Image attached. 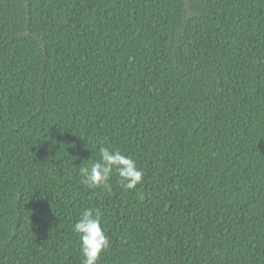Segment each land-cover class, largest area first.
Segmentation results:
<instances>
[{
    "label": "trees",
    "instance_id": "trees-1",
    "mask_svg": "<svg viewBox=\"0 0 264 264\" xmlns=\"http://www.w3.org/2000/svg\"><path fill=\"white\" fill-rule=\"evenodd\" d=\"M86 208L99 264H264V0H0V264H81Z\"/></svg>",
    "mask_w": 264,
    "mask_h": 264
},
{
    "label": "clouds",
    "instance_id": "clouds-1",
    "mask_svg": "<svg viewBox=\"0 0 264 264\" xmlns=\"http://www.w3.org/2000/svg\"><path fill=\"white\" fill-rule=\"evenodd\" d=\"M113 174L118 176V182L125 190L135 189L144 176L131 156L110 147H100L99 159L90 160L79 167L81 183L89 188L102 187L111 191L110 180ZM72 229L79 239V251L83 257L81 264H99L102 254L110 245L100 209L86 208Z\"/></svg>",
    "mask_w": 264,
    "mask_h": 264
}]
</instances>
